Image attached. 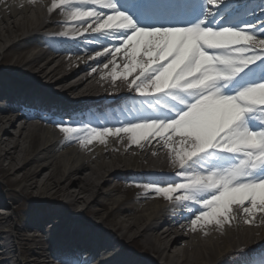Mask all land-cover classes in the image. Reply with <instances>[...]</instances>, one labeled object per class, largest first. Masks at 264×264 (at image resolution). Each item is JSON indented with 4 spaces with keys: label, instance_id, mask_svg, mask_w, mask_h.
Segmentation results:
<instances>
[{
    "label": "bare ground",
    "instance_id": "1",
    "mask_svg": "<svg viewBox=\"0 0 264 264\" xmlns=\"http://www.w3.org/2000/svg\"><path fill=\"white\" fill-rule=\"evenodd\" d=\"M58 2L0 0V43L6 41L11 43L10 47L16 46L18 36L14 38L13 34L16 35L25 24L31 27L24 36L31 34L27 37L32 38L51 28L44 43L36 42V46L32 44L18 50L16 64H24L17 69V78L13 77L16 80L8 81L17 92L16 100L22 97L30 104L42 100L41 109L61 112L68 117L85 112L86 108L94 106V102L108 106V101L111 105L121 102L117 100L118 96L127 100L133 90L128 85L139 72L129 75L127 81H113L111 61L119 66L118 75L123 74L126 61L120 59L121 54L116 57L96 54L119 44H108L107 39L101 40L100 36L104 35L92 29L85 32L90 21L66 23L65 12L51 10L52 4ZM258 3L260 8H264V0ZM224 5L230 4L225 2ZM69 7L110 14V10L98 9L92 4ZM58 16L64 19L50 21ZM63 27L69 28L62 31ZM253 30L252 34L257 38H264V35L258 36V33H264L261 29ZM87 40L93 43L87 46ZM1 46L0 50H4ZM33 48L40 50L29 57ZM13 95L0 84V102H13ZM103 97H108L107 101H102ZM31 116L27 111L20 115L17 110L0 107V173L8 185L21 186L20 193L25 199L42 208L49 206L54 209L63 199L77 215L63 219L66 215L56 210L50 215L36 216L34 225L16 227L19 236L39 228L41 223L53 228L55 224L61 226L73 220L84 228L83 235L90 233L92 236L88 243L89 256L82 258V264H130V258L134 257H128L130 248L122 246L130 239L147 254H143L147 259L141 260L140 264H264V213L256 214L250 224H245L248 217L238 207H233L235 218L223 228L212 224L192 231L191 220L203 212L199 211V203L165 200L148 191L154 185L146 184L134 188L130 197H119L130 186L129 175L152 184L161 182L163 187H167L175 183L172 172H184L170 162L169 153L162 143L149 138L137 147L127 137L120 136L107 138L105 144L93 142L81 147L80 144L66 143L63 135L57 134L49 121L36 123ZM19 123L22 125L13 135L11 130H15ZM36 136L40 137L39 149H36ZM121 177L124 178L119 183ZM96 181H101V185H96ZM104 188H107L106 195ZM102 196L107 197V202H100ZM128 200L136 204L127 206ZM84 206L81 210L80 207ZM94 206L99 209L94 210ZM0 207H5L1 200ZM0 214L3 215H0V242L8 243L7 226L11 218L2 209ZM57 236L60 234L48 239L47 246L40 242V248L31 253L32 260L17 263L53 264L55 258L59 259L55 250L67 252L72 244L70 240L58 242ZM33 242V238L27 240L29 245ZM76 247L72 250L83 252L81 246ZM10 248V245H5L0 250V264H11L14 260Z\"/></svg>",
    "mask_w": 264,
    "mask_h": 264
},
{
    "label": "snow or ice",
    "instance_id": "2",
    "mask_svg": "<svg viewBox=\"0 0 264 264\" xmlns=\"http://www.w3.org/2000/svg\"><path fill=\"white\" fill-rule=\"evenodd\" d=\"M206 2L220 8L226 0ZM89 4L110 14L69 7ZM56 9L70 21H90L85 32L118 36L119 46L96 54H121L126 61L122 75L111 61L113 81H127L138 71L129 89L149 98L153 111L159 105L170 114L102 130L62 127L66 139L77 138L81 147L120 136L137 147L149 138L162 143L170 162L184 170L182 181L148 191L168 201L199 203L204 211L191 220L192 231L223 228L235 218L233 207L248 217L245 224L264 213V74L256 79L257 69H264V38L231 27L205 28L206 18L188 27L147 29L114 0H59L51 6Z\"/></svg>",
    "mask_w": 264,
    "mask_h": 264
},
{
    "label": "rangeland",
    "instance_id": "3",
    "mask_svg": "<svg viewBox=\"0 0 264 264\" xmlns=\"http://www.w3.org/2000/svg\"><path fill=\"white\" fill-rule=\"evenodd\" d=\"M59 17H52L50 19V21H55L58 20ZM31 25L30 24H25L23 26H21L20 29H18V32L15 34H13L14 38L18 36V39L23 38L24 34L27 33V31H30ZM29 29V30H28ZM14 33L16 31H13ZM12 36V39H14ZM17 39V40H18ZM2 46V48H4V50H0V72L5 73L6 76L0 77V84H4L3 86L5 87V89L7 91L10 90V86L7 85L8 80L9 81H14L16 80L15 78H13L14 76H16L15 74H17L19 69V66H22V64H24V62H21V64H16L17 59L19 58V52L18 50L28 47L29 45L32 46H36L35 42H30V44H24V45H20V46H15L13 48L8 49V47L10 46L9 42L4 41L3 43H0ZM40 49L39 48H33L31 50V53L28 54V56L30 57L33 53L38 52ZM11 72V73H10ZM15 84V83H14ZM6 104V103H5ZM4 104V105H5ZM7 105L3 106L4 108H6ZM21 123L17 124L16 129L15 130H11V133H13V135H15L16 131L18 128L21 127ZM53 129L54 131L58 134H63L59 129L61 127H66L65 125H55L53 124ZM63 137H65V135L63 134ZM35 142H36V149H39L40 146V137H35ZM74 143V144H79V141L77 138H74L72 140H67L66 143ZM136 176L134 175H129L127 180H129L130 186L126 188V193H123L122 195H120V198H125V197H130V194H133V189L136 188L139 185H143L144 182L142 183V181L139 180V182L135 179ZM124 177H121L118 182L121 183L122 179ZM96 185L100 186L101 185V181H96L95 182ZM20 189L21 186L20 185H15V186H10L7 184L6 180L2 177L1 173H0V200L3 201L5 203V208L4 211H6V215L10 216L11 221L9 223V225L7 226V230L9 231V237H10V241L7 242H0V250L3 248V246H7L10 245V252L12 253L13 259L11 264H18L17 262H22L26 259H31V253L33 251H37L38 248H40V242L45 243L44 239L45 236H48V231L49 229H51L50 227H46L43 226V224L41 223L39 225V228H36L35 230H29L28 232L24 233L23 236H19L18 233L16 232V227H25V226H32L34 225V222L36 221L35 217L36 216H42L44 214H48L50 215L51 213H53L54 211L58 210V212H61V210H64V212H67L66 216L63 219H66V217L69 218H73V216L77 215L76 211H73L69 206L66 205V200L60 199L57 207L51 208L49 206H46L44 208L40 207L37 203H34L30 200L25 199L24 197L21 196L20 193ZM104 194H107V188H104ZM100 202H107V197L105 198V196H102L100 199ZM53 201V200H52ZM136 203L128 200L127 201V206L130 205H135ZM86 206L84 207H80L81 210H83ZM1 208V207H0ZM50 208V209H48ZM47 209V210H46ZM94 210L99 209L98 207L94 206L93 207ZM2 215V214H0ZM3 216V215H2ZM58 225V224H57ZM82 229H84L83 227L79 226L76 221L70 220L67 222V224L65 225H61L59 227V230H61L62 233H66L69 234V236L67 237L68 240H71L73 242H75V237L82 235L83 231ZM52 231V230H51ZM40 236H43L42 238H40ZM19 238L20 240L17 241L16 239ZM34 239V242L29 245L27 243L28 239ZM11 242L13 244H11ZM123 247H129L131 250L134 249V251H136L138 254L136 256V258L131 259L130 258V264H140L141 260H142V256L145 257L144 255L146 254L142 249L139 248V246L132 242L131 239L128 241L126 240L124 242V244L122 245ZM127 250V256L128 257H132V252L131 250ZM24 253V254H23ZM144 254V255H143ZM25 255V256H24ZM147 255V254H146ZM26 256L28 258H26ZM147 258V257H146Z\"/></svg>",
    "mask_w": 264,
    "mask_h": 264
}]
</instances>
